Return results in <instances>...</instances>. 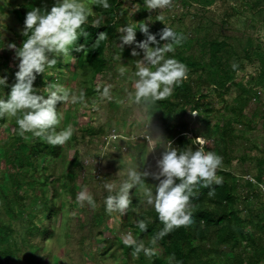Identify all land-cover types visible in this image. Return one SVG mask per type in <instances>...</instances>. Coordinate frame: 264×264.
Returning a JSON list of instances; mask_svg holds the SVG:
<instances>
[{"label": "trees", "instance_id": "16d2710c", "mask_svg": "<svg viewBox=\"0 0 264 264\" xmlns=\"http://www.w3.org/2000/svg\"><path fill=\"white\" fill-rule=\"evenodd\" d=\"M39 1L27 0L28 5L16 3L10 10L20 27V32L14 33L12 40H19L21 46L25 40L22 32L28 7H38ZM223 1L184 0L187 6H195L204 11L213 9L217 2ZM242 3L248 7L252 15L264 16V0H243ZM109 4L110 7L107 9L96 6L88 23L83 26L86 35L80 36L70 49V55L76 58L75 62H72L71 57H59L58 64L51 68L59 70L63 80L67 81L71 72L81 77L85 67L92 71L93 77H103L107 69L105 50L112 53L116 45L122 43L120 40L122 33L118 31L120 27L143 21L148 25L149 33L155 34L159 40L166 19L160 21L158 11L149 10L135 0L131 2L135 6L134 12L131 7L125 5L124 0H109ZM232 14L234 13L226 11L223 16L230 18ZM96 19H100V24L92 26V21ZM258 24L264 26V21H259ZM105 32L107 38L98 40L100 33ZM175 32L182 34L184 39L168 56L187 66V78L175 85L170 96L147 107L143 103L132 102L138 114L143 116L145 121L150 120L155 125L150 126L142 136L127 141L128 156L136 166L145 165V170L156 172L147 160L152 144L150 145L145 137L150 133L153 136H162L165 147L170 146V141L172 147L181 150L194 147L192 141L203 136L205 150L223 157L222 165L217 169V175L222 178V183L212 185L215 188L213 196H209L208 187L195 186L190 201L194 223L173 229L155 243H152L153 238L164 225L159 221L158 214L152 206L143 205L145 200L142 189L137 187L131 190L133 205L122 216L120 229L125 237L131 233L135 239L142 240L152 249V254L147 256L141 252L136 256L133 253V246L125 245L124 239L112 237L105 239L102 249L96 253L98 264H104L103 261L106 259H109L110 264H264V192L262 188L260 189L264 156L238 158L233 155L235 140L250 141V135L256 130V116L249 113V107L254 94L259 90L264 91V43L256 35L254 42L247 45L243 58L252 72L235 79L232 75L238 72V68L233 69L228 64L226 43L209 39L207 36L190 38L180 31ZM146 39L147 35L137 29L136 41L132 45L123 46L122 51L125 54L132 53L133 49L139 53L137 56L132 55L134 64L142 60V49L137 47V43ZM165 42L160 41L161 45ZM81 45L84 46V50L78 51ZM196 45L199 46L198 57L192 54ZM1 57L9 60L11 52L3 49ZM2 76H7V85L0 87V97L7 98L11 86L16 82L15 73ZM80 82L82 85L80 91L85 93V101L78 104L84 105L93 99L97 90L92 85H86L83 80ZM48 83H53L50 75L37 76L34 87L42 92ZM233 88L237 94L231 103H228L226 96ZM62 106L63 103H58L57 110L61 112ZM191 114H195L194 121ZM6 118H0V137ZM61 124L57 128L58 131ZM12 126L13 131L9 140L1 149L4 173L0 175V195L4 200L5 209L11 215H14L18 208H24L27 197L40 200L39 206L31 209L32 214L23 218L26 222L23 244L28 250V264H46L50 256L46 246L53 235V219L61 210V202L56 201L60 197L58 184L61 177L57 172L62 146L48 145L31 133L26 134L28 139L24 140L26 135L18 134L15 121ZM237 127L245 131L241 132ZM96 134L104 135L103 128L94 131L92 127L87 126L83 129L82 136ZM189 134L191 137H188ZM153 144L157 146V157L161 158L164 147L160 141ZM235 160L255 165V168H258L257 174L251 179L236 175L229 169ZM92 167H95L93 163L83 169L88 172ZM67 177L65 189L70 197L68 211L71 212L77 187L74 177L71 174ZM158 183L159 181L151 176L146 178V186L153 190ZM107 195L109 194H105L103 199ZM104 213V204L99 209H94L92 227L101 228ZM138 219L146 220L148 224L146 232H141L136 226ZM73 223L71 219L66 221L64 234L66 242L70 239ZM13 233L10 223L0 220V242L7 241ZM98 234L101 235L100 232ZM11 245L8 243L7 246L1 247L0 264L3 263L1 256L9 262L11 257L15 256L16 250L14 245ZM82 246L83 240H80V248Z\"/></svg>", "mask_w": 264, "mask_h": 264}, {"label": "rangeland", "instance_id": "374dc122", "mask_svg": "<svg viewBox=\"0 0 264 264\" xmlns=\"http://www.w3.org/2000/svg\"><path fill=\"white\" fill-rule=\"evenodd\" d=\"M124 1L125 5L131 7L134 12L135 6L131 4L133 0ZM135 1L144 6V0ZM242 1L224 0L223 2H217L213 9L204 11L195 6H187L184 0H171L170 6L156 9V11L160 13V17L166 19L165 24L174 31H180L190 38L207 36L209 39L226 43L228 64L233 69V65L238 68V72L233 74L232 78L238 79L252 72V69L246 66L247 64L243 58L244 49L250 42H254L256 35L264 43V26L258 24L259 21H264V16L261 14L252 15ZM55 2L56 0H40L38 8L50 10ZM82 2L88 3V0H82ZM16 3L28 5L27 0H0L1 75L12 74L18 70L19 61L15 58V49L7 47V45L13 43L17 48L21 47L19 40H12L13 34L20 32L19 24L10 13ZM31 8L29 6L28 11ZM226 11L234 14L230 18H226L223 16ZM140 23L144 22L136 23L138 31L140 30L138 27ZM124 34L122 33V35ZM3 49H8L11 52L9 60H4L1 57ZM192 54L198 57L199 46L196 45ZM141 55L143 59V50ZM104 57L107 69L103 77H93V73L88 67H85L81 77H77L75 73L71 72L67 81L59 75V70L51 68H47L44 74L38 75V77H48L50 75L53 83L64 84L77 94L82 86L80 80L86 82V85H92L97 90L93 99L88 100L84 105L69 103L63 104L61 107L63 118L60 128L71 125L74 134L65 145H62V155L58 161L57 175L61 177V180L58 184L60 197L56 203L61 202V210L53 219V235L46 246L50 253L46 264H98L96 253L102 249L105 239L112 237L125 238L123 231L120 229L123 217L119 213H109L105 210L101 228L92 227L91 219L94 209H99L104 204L103 196L110 194L105 185L114 183L118 188L119 184L127 177V169L136 166L128 156L127 141L142 136L146 133L148 125L154 126L155 123L150 120L145 121L129 100L128 94L133 90V74L135 71L132 54L123 53L116 45L112 53L105 50ZM108 85L111 86L110 98H102L99 92H102L104 87ZM42 93L45 94L46 91L43 89ZM236 94V89H231L226 96L228 103H231ZM93 105L96 106L93 107ZM249 113L256 116V130L250 135V141L235 140L233 155L238 158L241 156H264V91H257L254 94ZM194 117L195 114H191L192 121H194ZM14 121L15 118L7 117L6 124L2 128L0 137V175L4 173L1 149L9 140ZM87 126L92 127L94 131L102 127L105 134L83 137V129ZM237 128L241 132L245 131L243 128ZM188 137H191V135L189 134ZM27 139L28 135L24 137V140ZM151 146L147 160L151 168L158 171L156 168V161L159 159L157 157V146L154 144ZM202 146L204 147V145ZM194 147L198 146L194 145ZM91 163L95 167L86 172L83 168H88ZM229 169L238 176H245L246 179L253 178L258 170L255 165L252 166L242 160L233 161ZM68 174L74 177L77 193L87 186L96 201L95 207L88 205L87 202L81 205L75 198L72 211H68L70 197L65 189ZM262 176L260 189L262 188L261 190L264 192V170ZM39 202V199L27 197L24 208H18L16 213L11 215L5 209L4 200L0 195V220L9 222L14 232L13 236L8 238L7 241L0 242V249L9 243L14 245L16 250L14 252L15 256L10 259L11 262L1 256L2 264H28V250L23 244L26 228V222L23 218L31 215V209L38 207ZM143 205L148 204L144 201ZM68 219H71L74 223L71 227L70 239L66 242L64 234ZM99 232L101 235L98 234ZM80 240H83L82 248H80ZM103 263L110 264V261L106 259Z\"/></svg>", "mask_w": 264, "mask_h": 264}, {"label": "clouds", "instance_id": "9594fccd", "mask_svg": "<svg viewBox=\"0 0 264 264\" xmlns=\"http://www.w3.org/2000/svg\"><path fill=\"white\" fill-rule=\"evenodd\" d=\"M170 4L171 0H144V6L149 10L163 9ZM96 6L107 9L110 7L109 0H88V3L82 0H56L50 10L32 7L27 11L22 32L25 40L22 46L17 48L14 43L7 45L15 49V58L19 61L18 70L15 72L16 82L11 86L7 98L0 97V118H15L19 135L31 133L51 146L65 145L72 138L74 129L71 125L57 130L63 118L62 113L57 110V104L83 103L85 93L80 91L77 94L61 83H48L44 88L47 93L45 95L34 87V82L47 68L55 67L59 57H71L72 62H75L76 58L70 55V49L80 36L86 35L83 26L88 23ZM162 20L161 16L160 21ZM99 24L100 19L92 21V26ZM138 27L147 35V39L137 43L144 56L135 63L133 90L128 96L131 102L143 103L147 107L170 96L175 85L187 78L188 69L176 58L168 56L182 44L184 39L182 34L166 25L157 40L155 34L149 33L147 24L140 23ZM136 29L135 23L118 29L119 32L125 33L120 37L121 50L124 45H132L136 41ZM106 38V32L100 33L98 40ZM160 41L166 42L161 45ZM77 50H84V46L81 45ZM131 54L139 55L135 49ZM6 85L7 76L0 75V87ZM110 87L105 86L99 95L102 98H110ZM145 139L150 145L160 141L164 147L161 158L156 161L158 171L149 172L145 170V165L129 167L126 179L118 188L114 183L105 185L110 194L105 197L104 205L107 212H117L123 216L133 205L131 190L140 187L145 202L155 209L159 221L164 225L153 238L152 243H155L173 229L194 223L190 202L194 188L202 185L210 189L209 196L215 194L212 185L222 183V178L217 175V169L222 165L223 157L205 150L202 146L205 143L203 136L192 141V144L198 147H187L182 150L172 147L170 141V146L165 147L162 136H153L150 133ZM149 176L159 181L154 190L146 186V178ZM76 200L81 205L87 202L88 205L95 207L96 204L87 186L77 193ZM136 226L141 232L148 230L145 219H138ZM123 243L133 246V253L136 256L141 252L147 256L152 254V249L142 240L135 239L131 233L124 238Z\"/></svg>", "mask_w": 264, "mask_h": 264}, {"label": "crops", "instance_id": "0c3cea01", "mask_svg": "<svg viewBox=\"0 0 264 264\" xmlns=\"http://www.w3.org/2000/svg\"><path fill=\"white\" fill-rule=\"evenodd\" d=\"M259 91H262V90H259Z\"/></svg>", "mask_w": 264, "mask_h": 264}]
</instances>
